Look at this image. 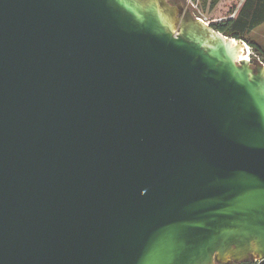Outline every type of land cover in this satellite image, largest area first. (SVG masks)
<instances>
[{
  "label": "water",
  "instance_id": "water-1",
  "mask_svg": "<svg viewBox=\"0 0 264 264\" xmlns=\"http://www.w3.org/2000/svg\"><path fill=\"white\" fill-rule=\"evenodd\" d=\"M247 47L169 0H0V264H264Z\"/></svg>",
  "mask_w": 264,
  "mask_h": 264
},
{
  "label": "rangeland",
  "instance_id": "rangeland-1",
  "mask_svg": "<svg viewBox=\"0 0 264 264\" xmlns=\"http://www.w3.org/2000/svg\"><path fill=\"white\" fill-rule=\"evenodd\" d=\"M244 2L245 0H219L213 7L210 5V0H183V3H179H182L185 8L191 7L195 14H201L211 22V25H214L218 23L215 21L219 19L223 21L235 19ZM240 36L250 48V53L253 56H258L252 51L251 45L253 44L264 52V23L249 32L240 34Z\"/></svg>",
  "mask_w": 264,
  "mask_h": 264
},
{
  "label": "trees",
  "instance_id": "trees-1",
  "mask_svg": "<svg viewBox=\"0 0 264 264\" xmlns=\"http://www.w3.org/2000/svg\"><path fill=\"white\" fill-rule=\"evenodd\" d=\"M218 2L219 0H210L211 7L215 6ZM262 23H264V0H245L235 19L219 22L212 25V27L224 36L242 39L240 34L249 32ZM251 48L264 64V52L254 44L251 45ZM239 264L257 263L247 261Z\"/></svg>",
  "mask_w": 264,
  "mask_h": 264
},
{
  "label": "built area",
  "instance_id": "built-area-1",
  "mask_svg": "<svg viewBox=\"0 0 264 264\" xmlns=\"http://www.w3.org/2000/svg\"><path fill=\"white\" fill-rule=\"evenodd\" d=\"M191 8V7H190ZM192 9V8H191ZM193 11V10H192ZM193 14L195 15V17L198 19V20H200V21H202V22H204L206 25H211V22L210 21H208L205 17H203L201 14H195L194 12H193ZM223 20L222 19H219V20H217V21H215V22H222ZM249 50H250V48H249ZM248 59L250 60V58L248 57Z\"/></svg>",
  "mask_w": 264,
  "mask_h": 264
},
{
  "label": "flooded vegetation",
  "instance_id": "flooded-vegetation-1",
  "mask_svg": "<svg viewBox=\"0 0 264 264\" xmlns=\"http://www.w3.org/2000/svg\"><path fill=\"white\" fill-rule=\"evenodd\" d=\"M169 2H170L172 5H175L177 2H182V3H183V0H169Z\"/></svg>",
  "mask_w": 264,
  "mask_h": 264
},
{
  "label": "bare ground",
  "instance_id": "bare-ground-1",
  "mask_svg": "<svg viewBox=\"0 0 264 264\" xmlns=\"http://www.w3.org/2000/svg\"><path fill=\"white\" fill-rule=\"evenodd\" d=\"M250 53V51H249V48L247 47V54H249ZM245 58H247V57H245Z\"/></svg>",
  "mask_w": 264,
  "mask_h": 264
}]
</instances>
